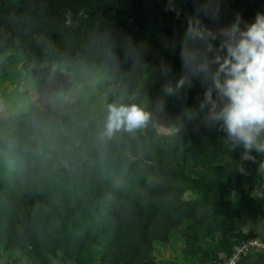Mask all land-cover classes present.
I'll list each match as a JSON object with an SVG mask.
<instances>
[{
  "label": "trees",
  "instance_id": "16d2710c",
  "mask_svg": "<svg viewBox=\"0 0 264 264\" xmlns=\"http://www.w3.org/2000/svg\"><path fill=\"white\" fill-rule=\"evenodd\" d=\"M207 3L184 0L178 16L158 0H0V81L21 64L53 79L70 73L80 89L74 101L58 96L41 108L28 99L19 113L0 112V151L13 163L0 172V250H18L31 264H50L58 252L72 264H158L155 243L166 245L181 230V264H221L251 234L227 195L240 193L258 219V199L242 190L253 161H242V147L232 151L222 131L195 115L205 91L199 77L178 95L163 93L182 74L185 11L213 28L238 13L244 24L264 14V0H220L213 20ZM130 25L155 34L145 59L134 56ZM110 69L119 84L102 102L92 85ZM158 102L174 131L157 130ZM113 104L136 105L150 120L102 136Z\"/></svg>",
  "mask_w": 264,
  "mask_h": 264
},
{
  "label": "clouds",
  "instance_id": "9594fccd",
  "mask_svg": "<svg viewBox=\"0 0 264 264\" xmlns=\"http://www.w3.org/2000/svg\"><path fill=\"white\" fill-rule=\"evenodd\" d=\"M167 10L180 14L172 0ZM206 11L218 20L220 0H208ZM68 16L70 22V12ZM181 60L182 74L163 86L164 95H178L199 77L205 91L195 115L202 113L205 125L222 131L232 151L242 147V161L254 162L253 152L264 155V14L244 24L238 13L230 25L214 28L189 19ZM160 71L169 76L172 68L162 62ZM149 120L150 114L136 105H110L102 136L111 137L122 128L132 132Z\"/></svg>",
  "mask_w": 264,
  "mask_h": 264
},
{
  "label": "rangeland",
  "instance_id": "374dc122",
  "mask_svg": "<svg viewBox=\"0 0 264 264\" xmlns=\"http://www.w3.org/2000/svg\"><path fill=\"white\" fill-rule=\"evenodd\" d=\"M183 1L184 0H172L175 8H181ZM158 5L167 10L169 7V0H158ZM195 16L196 12L194 11H185L182 14L184 31L188 28L189 19H194ZM126 35L132 45V49L134 50V56L139 59H145L155 40V34L150 31L137 30L133 25H130L126 30ZM164 49L166 52L168 47L165 46ZM1 58L2 55H0V59ZM14 65L15 64H13V67ZM20 65L15 73L12 74L13 70L7 72V74L11 76L10 79L6 78L0 81V87L3 90V96L0 98V112L5 111V108H10L14 113H19L24 108L28 99L37 106L43 108L44 106H54L57 102L56 98L58 96H65L69 101H74L79 97L80 89L74 84L72 74L65 73L60 78H55L57 79L55 80L53 79L54 74L51 76L46 71L40 73L39 70H35L36 67H30L27 69L24 67L21 68ZM109 71L111 73L110 75H99V80L104 82V86H99V80L97 82L98 87L95 81L92 85L91 94H96L98 99L102 102L106 101L108 90H116L119 84V80L113 75L114 70L110 69ZM4 74H6L4 73V70H0V76ZM135 93V91H132L129 97L132 98ZM153 118L157 130L160 132L169 133L177 128V126L166 116L161 102H158ZM262 165H264V155L259 156L253 162V165L250 167V172L246 176L242 185V190L245 194L253 197V199H258L256 203H252V211L258 217V219L255 220L260 223L264 230V166ZM12 167L13 163L9 156L0 151V172H7L11 170ZM227 196L233 199L238 205H241V213L247 218L249 215L245 205L240 203V193L231 190ZM249 221H251V219ZM249 221L240 219V225H242L241 228L251 227L254 223ZM179 231L181 232V230ZM179 231L173 232L168 244L163 245L155 243V259L158 264L182 263L179 251L180 248L185 245V242ZM251 235L253 234H250L249 236ZM253 236L260 238L256 235ZM224 262L225 261L221 264H224ZM0 264H31V262L29 258L18 250L7 251L2 249L0 250ZM50 264H72V262L58 252L56 255L51 256ZM88 264H99V262L91 261Z\"/></svg>",
  "mask_w": 264,
  "mask_h": 264
},
{
  "label": "crops",
  "instance_id": "0c3cea01",
  "mask_svg": "<svg viewBox=\"0 0 264 264\" xmlns=\"http://www.w3.org/2000/svg\"><path fill=\"white\" fill-rule=\"evenodd\" d=\"M243 219H245L246 221H249L251 219V221H249V222L254 223V220L256 218H253L250 216H247V218H245L244 214H242L241 220H243ZM242 231L244 233L250 232L251 234L259 236L260 238L264 239L263 227L256 220H255V223L252 224L251 227H248V228L242 227ZM237 264H264V250L251 251V252H248V253L242 255L239 258V260L237 261Z\"/></svg>",
  "mask_w": 264,
  "mask_h": 264
},
{
  "label": "built area",
  "instance_id": "2783aa9c",
  "mask_svg": "<svg viewBox=\"0 0 264 264\" xmlns=\"http://www.w3.org/2000/svg\"><path fill=\"white\" fill-rule=\"evenodd\" d=\"M259 250H264V239L255 236H247L235 246L232 255L225 260L224 264H237V261L242 255Z\"/></svg>",
  "mask_w": 264,
  "mask_h": 264
}]
</instances>
